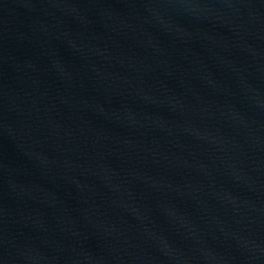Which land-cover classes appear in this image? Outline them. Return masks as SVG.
I'll return each mask as SVG.
<instances>
[{
  "label": "water",
  "instance_id": "95a60500",
  "mask_svg": "<svg viewBox=\"0 0 264 264\" xmlns=\"http://www.w3.org/2000/svg\"><path fill=\"white\" fill-rule=\"evenodd\" d=\"M0 264H264V0H0Z\"/></svg>",
  "mask_w": 264,
  "mask_h": 264
}]
</instances>
